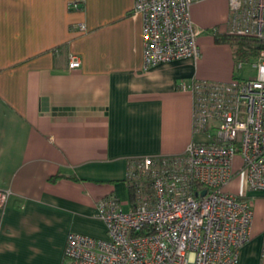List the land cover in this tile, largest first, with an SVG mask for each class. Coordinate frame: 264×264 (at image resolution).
<instances>
[{
  "label": "crops",
  "instance_id": "crops-1",
  "mask_svg": "<svg viewBox=\"0 0 264 264\" xmlns=\"http://www.w3.org/2000/svg\"><path fill=\"white\" fill-rule=\"evenodd\" d=\"M134 2L0 0V192L10 191L0 202V264H64L70 231L105 237L96 205L110 194L127 203L129 160L202 139L180 83L236 77L234 47L216 41L229 34V0L192 4L199 58L148 70ZM70 53L80 68H69ZM241 176L228 189L246 194L254 215L238 264H264V192Z\"/></svg>",
  "mask_w": 264,
  "mask_h": 264
},
{
  "label": "built area",
  "instance_id": "built-area-1",
  "mask_svg": "<svg viewBox=\"0 0 264 264\" xmlns=\"http://www.w3.org/2000/svg\"><path fill=\"white\" fill-rule=\"evenodd\" d=\"M198 0H135L143 19L145 70L201 56L191 17ZM229 34L260 44L254 77L214 81L191 77L180 89L192 96V139L179 154L131 158L129 196L96 205L105 237L70 231L64 264H238L251 239L253 204L229 184L245 175L247 190L264 192V0H229ZM77 7L78 3H72ZM86 31V24L79 26ZM81 57L70 53V69ZM236 61V70L244 67ZM205 193L203 194V192ZM10 191L0 192L3 204Z\"/></svg>",
  "mask_w": 264,
  "mask_h": 264
},
{
  "label": "trees",
  "instance_id": "trees-1",
  "mask_svg": "<svg viewBox=\"0 0 264 264\" xmlns=\"http://www.w3.org/2000/svg\"><path fill=\"white\" fill-rule=\"evenodd\" d=\"M216 41L230 43L235 49L236 61H250L260 49V44L255 40L235 34L216 35Z\"/></svg>",
  "mask_w": 264,
  "mask_h": 264
},
{
  "label": "rangeland",
  "instance_id": "rangeland-1",
  "mask_svg": "<svg viewBox=\"0 0 264 264\" xmlns=\"http://www.w3.org/2000/svg\"><path fill=\"white\" fill-rule=\"evenodd\" d=\"M253 62V60L245 62L243 69L236 70V76L240 78L254 77L256 75V70L253 68ZM241 177H243L242 182L246 186L245 175L243 173Z\"/></svg>",
  "mask_w": 264,
  "mask_h": 264
},
{
  "label": "water",
  "instance_id": "water-1",
  "mask_svg": "<svg viewBox=\"0 0 264 264\" xmlns=\"http://www.w3.org/2000/svg\"><path fill=\"white\" fill-rule=\"evenodd\" d=\"M205 193V191L203 192V194Z\"/></svg>",
  "mask_w": 264,
  "mask_h": 264
}]
</instances>
